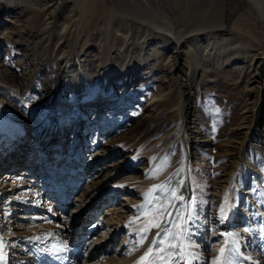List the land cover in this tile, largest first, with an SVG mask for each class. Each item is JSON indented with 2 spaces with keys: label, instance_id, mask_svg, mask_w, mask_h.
<instances>
[{
  "label": "rangeland",
  "instance_id": "1",
  "mask_svg": "<svg viewBox=\"0 0 264 264\" xmlns=\"http://www.w3.org/2000/svg\"><path fill=\"white\" fill-rule=\"evenodd\" d=\"M15 2L10 6H6L5 3L0 4V104L10 106L8 119L14 128L12 133L5 135L6 132L0 127L1 141H3L1 145L8 143V139H10L17 150H25V153L27 151L35 153L36 162L41 161L42 149V157L48 158L47 163H50L48 165L49 169L51 168L50 171L56 169L62 171L60 165L66 161V156L70 153L76 136H79L82 125L89 123L90 120L99 124L103 123L104 126L108 127V132L101 135V138L102 136L110 137L108 145L105 148L96 146L102 151L112 146L109 143L113 138L120 139V136L136 137V130L140 131L142 128L140 124L144 123L143 129L136 139L147 140V142H143L144 145L141 146L138 154L150 153L158 142H161V151L153 165L164 160L167 161L175 156L176 140L172 141V139L178 137L182 112L179 108V102L174 100L172 95L165 96V93L172 92V86L176 79L182 78L188 83V87H192L196 92L197 100V107L187 114V122L194 121L196 118L194 110L197 109L199 128L201 131L203 130L202 133L209 136L213 144L208 146L207 150H204L205 148L201 146L197 147L196 151V145L189 149L191 153H199L201 157L198 161L187 162L192 174H195L196 179H199V176L202 178L203 175L220 180L222 174L230 173L234 168L237 172L241 169L246 178L245 180L249 181V184L253 183L256 175L259 183L257 187L264 191V152H253L250 154L249 159L238 155L239 147L248 130V123L253 114L259 116L264 135V89H260L261 85L264 87V24H248L246 29L247 31L251 30V34L249 31L243 32L236 27L233 29V24L229 23L224 33L227 34L228 39L231 36V39L213 49V52H216L214 56H208L200 64L195 62L194 59L188 63L183 53V47L176 50L174 42H170L168 47L165 48L157 39L153 46L147 47L142 52L135 42L131 52L126 48H121L119 36L122 32L116 30L117 20L109 10L99 2L78 0L76 3L77 18L69 23L78 25L73 27L75 34L72 35L71 45L68 44L61 53L59 49L61 41H59L57 47L55 46L58 31L56 25L62 24L63 20L60 15L65 5L59 7L54 14H49L47 9L40 10L31 2H20L18 0H15ZM81 4H85L84 9H81ZM236 4H238V6H235L236 8L239 7L238 10H244L249 6L247 0H237ZM133 8L137 9L136 7ZM118 10L127 14L129 13V5H121ZM193 10L188 11L186 15L181 13V15L175 17L174 12L169 8L163 21L166 20L165 23H168L170 21L168 18L171 17L174 18V23L179 25L180 28L190 29L194 24H197L195 19H192ZM73 15L74 13L71 14V16ZM156 15L158 16V14ZM232 15L236 17L234 13ZM134 23L135 20L131 24ZM46 24H53L48 31L50 33H45L48 27ZM182 24L183 26H181ZM71 32L73 31L71 30ZM184 32L186 31L184 30ZM230 32L232 35L229 36ZM237 36H240V39L237 43H234L232 38ZM48 38L52 39L47 41ZM132 42V40H129L127 45ZM72 44L74 45L70 49ZM202 47L206 52L205 45ZM224 49L235 54L229 59L226 58L227 56L222 55L223 57H221V54H217L218 50ZM252 56H255L254 64L252 63ZM251 64H253V67L250 68ZM258 72L261 74V82L257 80L258 77L255 78ZM46 117L56 126H63V129L66 130V136L63 137L59 129L57 137L53 136L48 141L52 134V127L44 131L41 127ZM146 117L147 120H144ZM67 118L71 120L69 125L66 122ZM148 120H151V125L146 128L145 123ZM23 127H27L29 133L20 138L18 136L19 130ZM168 130L172 131L173 138L166 140L163 134ZM12 135L13 137H11ZM87 137H100V134L96 136L95 133H89ZM156 137H160V140H155ZM188 137L190 143L195 140L192 133H189ZM37 138L40 139L39 143L36 142ZM64 139V153L60 158V163H57L58 147ZM116 141L113 145L120 143V141ZM51 147L53 149H50ZM74 151L75 149L71 153H74ZM90 154V150L86 151L84 159L87 162L90 160ZM193 155V157H198L197 154ZM126 157L128 155L125 154L121 159L109 162V167H129ZM72 158H74V155ZM182 159L183 154L177 152L175 164L181 163ZM95 163L96 160L91 165ZM20 169L17 166L11 167V170H9L11 171V177H13L9 182L15 184L23 181L24 184L19 185L17 193L12 194L11 197H6V195L2 197L0 194V205L2 204L0 216L1 222L3 220V223H5L4 221L8 220V223H13L11 227H7V223L4 228L7 233H12L9 238L4 237L5 240H8L7 244L10 247L8 253L13 258V262L18 264L19 260L24 259L22 257H26L29 264H34L35 260L28 258L36 253L35 251L32 252L31 238L41 235L44 231L50 229V226L59 224L61 220L58 218V213H54L50 209V205H45L44 197H38L37 191L42 186L40 168L36 171V177L16 174ZM88 169L79 177L81 178L82 189L97 185L105 176L107 168L104 167L103 169L101 166L95 165L93 169ZM211 169L213 170L212 175L209 173ZM129 175H132V172L128 171L126 173V176ZM134 175L143 178L145 174L136 167ZM77 178H75V181ZM107 178L106 181H108ZM202 180H204V177ZM106 184H104L103 188L105 189L100 198L107 200L109 203L88 220L91 225L102 224L103 231L114 224V222H110L107 225L111 213L116 211L123 215V218H126L132 215L127 208L128 205L133 202L136 203V201L138 203L142 201L138 195L133 197V194H119L114 189L116 185L108 186ZM197 185L199 187V183ZM101 186H97V188ZM58 187L62 191L63 185L60 184ZM233 189L237 193L236 185H233ZM80 193L81 191L75 195L77 201L79 195L82 194ZM56 196L55 200L61 203H65L70 197L69 195L64 198H60L59 195ZM53 197L52 201H54ZM131 198L132 201H130ZM125 199L127 200L125 201ZM257 199L258 197L252 199L251 202L254 203L252 207L258 204ZM28 200L35 201L29 202ZM79 202H81L80 198ZM42 204L44 206L40 209L39 207ZM243 206H240L239 209H242ZM11 207L14 208L10 209ZM7 210L10 211L7 213ZM54 211L57 212L59 209ZM248 211L249 215L255 213L251 208ZM50 214L53 215L51 218L49 217ZM62 215L65 216L66 221L70 218L71 210L63 211ZM18 216L21 218H18ZM207 220L210 223L216 222L211 216H207ZM17 222H21V225ZM263 222L262 225H264ZM233 226H236L235 229L240 230L241 237H238L239 243L238 247L236 246L240 251L239 254H242V252L249 255L255 254L253 249H256L258 243L252 245L250 237L252 234L258 233L262 227H256V230H253V226L244 223H235ZM189 232L193 234V239H197V241H189L190 245L196 247L191 250L198 253V256L204 260V257L210 254L216 248V245L205 242V236L201 232L189 228L185 230L187 236ZM59 233L60 231L56 227L53 233L56 240L53 241L52 239L53 243L65 240L64 235ZM244 235L245 237H243ZM10 240L11 242H9ZM85 240L86 238L84 239V245H82L86 247ZM91 240L89 239L88 242ZM217 241L216 243H220V240ZM246 259L249 258L246 257ZM250 261L256 262V264H264L263 259L258 261L250 259ZM190 263L197 264L189 261Z\"/></svg>",
  "mask_w": 264,
  "mask_h": 264
},
{
  "label": "bare ground",
  "instance_id": "2",
  "mask_svg": "<svg viewBox=\"0 0 264 264\" xmlns=\"http://www.w3.org/2000/svg\"><path fill=\"white\" fill-rule=\"evenodd\" d=\"M18 1L31 2L40 10L47 9L49 14H54L59 7L65 5L60 15L63 20L62 24L56 25L58 31L55 43V46L57 47V45H59V41H61L59 49L61 53H63L64 48L70 44L72 35L75 34L73 27L78 25L69 24L70 22H73L72 20L74 18H77L76 3L78 0ZM91 1L99 2L104 5L106 9L109 10L111 15L116 18L117 24L115 28L117 31L122 32L121 36H119V39L121 40V48H126L131 52V48L135 42L138 49L142 52L144 49H147V47L153 46V43H155L157 39L160 40V43H162L165 48L166 46L168 47L170 42H174L176 50L177 48L182 49L183 47V53L185 54V59L188 63L194 59L195 62L200 64V62L202 61L203 63L204 59L208 56H214L216 52H213V49H215L219 44L223 45V42L226 43L229 39H231L230 35H232L231 32L233 31L229 33V39L227 38V34L224 33L229 26V23L233 24V29L236 27L243 32L249 31L251 34L252 31H247L246 29L248 24H264V0H247L249 6L244 10H238L239 7H235L238 6V4H236L237 0ZM1 3H5L6 6H10V4L16 2L15 0H0V4ZM85 4H81V9L85 8ZM125 4L127 6L129 5V13L127 14L118 10V7H121V5L124 6ZM133 7H136L137 9ZM169 8L172 12H174L175 17L176 15H181V13L186 15L188 11L194 9L192 19H195L197 24H194L193 27L190 26V29L183 28L186 31L184 32L179 25L174 23V18L169 17L168 19H170V21L165 23L166 20L163 21V19L167 16V10ZM73 13L74 15L71 16ZM233 13L236 14V17L232 15ZM156 14H158V16ZM133 20H135V23L131 24ZM52 25L53 24H46L48 27L46 28L45 33L49 31ZM181 26H183V24ZM71 30L73 32H71ZM79 33L81 32L79 31ZM187 34L188 36H186ZM51 39L52 38H48L47 41H50ZM232 39H234V43H237L240 36L235 38L233 37ZM129 40H132L133 42L127 45ZM73 45L74 44H72L70 49H72ZM203 45L207 48L206 52L202 47ZM217 54H221V57H223L222 55L225 57L227 56L226 58L229 59V57L235 53L233 54V52L231 53L229 50L224 49L218 50ZM254 59L255 56H252V63ZM253 64L250 65V68L253 67ZM255 68L257 69L256 65ZM256 77H258L257 80L261 82L262 78L260 72L257 73L255 78ZM261 88L262 90L264 89L262 85L260 86V89ZM172 90L173 91H170V93H165V96L172 95L173 99L179 102V108L182 112L180 130L176 139L172 137L173 135L171 130L166 131L163 134V137L166 140H169L170 138H173L172 141L176 140L175 156L171 157L167 161L164 160L154 165L153 163L156 161L161 151V142H158L150 153L138 154L141 150V146L144 145L143 142L145 140H137L136 138L140 135L141 130L144 127V123L140 124L142 126L140 131L136 130V137L128 138L127 136H120V139L113 138L109 143V145L112 146H109L107 150L102 151L101 149L99 150L98 147L105 148V146L108 145V139L110 137L106 138L102 136L101 138V135H105L108 132V127L104 126L103 123L99 124L98 122L96 123L95 121L90 120L89 123L82 125V129L79 131V136H76L74 143L72 144V148L69 151L70 153L66 156V161L60 165L62 166V171H60V169H56L52 172L50 171L51 168L49 169L48 167L50 164L47 163L48 158L42 157V149L40 154L41 161L38 160V162H36L34 157L35 153L30 151L25 153V150H17V147L13 145L14 143L10 142V139H8V143L1 145V142L3 141H1L0 136V177L1 179L3 178L2 180L0 179L1 196L3 197L6 195V197H11L12 194L17 193L19 189L18 186L24 184L23 181L15 184L9 182L13 178L11 177V171H9L11 170V167L19 166L21 169L16 174L29 177H36V171L40 168V173H42V186H40V189L37 191V194L39 195L38 197H44V201L46 202L45 205H50V209H52L54 213H58V218L61 220L59 224L50 226V229H47L41 235H36L31 238V248H33L32 252H39L42 250L41 253H44L43 256H46L48 251L46 248L42 247L45 244L46 246H50L51 250L58 253L57 258H55V256L52 257L49 264H55V260H58L61 257L59 255L63 251H65V256H75V258L72 259L73 264H189V261L197 264H216L218 260L221 261V264H256V262L250 261V259H253L254 261H258L260 259L264 260V225H262L264 212V191L261 190L260 187H257L259 184L257 176L255 175L253 183L249 184V181L247 182L245 180L246 178L242 173L243 171L240 169L237 172L234 168L232 172L222 174L220 180H217L216 178H208V176L203 175L202 178L204 177V180H202L200 176L198 177L199 179L195 178V174H192V170L189 169L188 161H190V163L194 160L198 161L201 157L199 153H191V150L189 149L193 145H196V151L197 147L201 146L205 148L204 150H207L208 146L213 145L211 143L212 140L209 139V136L206 133H202L203 130L201 131L199 128V113L197 109L194 110V116L196 117L194 121L187 122V114L189 112L191 113V110L197 107L196 92L193 88L188 87V83L184 79L178 78L176 79V82H174ZM10 110L11 108L7 104H0V127H2L6 132L5 135L12 133V130L14 129L8 119ZM70 118H67L66 120L68 125L71 122ZM144 120H147V117L144 118ZM191 123L193 124L192 126ZM150 125L151 120H148L145 123V126L148 128ZM41 127H43V131L52 127V134L48 138V141H50L53 136L57 137L59 129L61 130L63 137L66 136V130L63 129L64 127L56 126L55 123H52L51 120L49 121L47 117ZM247 129L248 130L244 135L242 144L239 147L238 155L239 157L249 159L250 154L253 152H264V135L261 128V120L258 115L253 114L250 122L248 123ZM27 131L28 128L23 127L19 130L18 136L22 138V136L29 133ZM40 131L43 132L42 130ZM89 133H95L96 136L100 134V137L88 138L87 134ZM189 133L194 134L195 138V140L191 141V143L189 142ZM11 137H13V135ZM159 138L156 137L155 140ZM40 139L37 138L36 142L39 143ZM65 139L61 143L60 147H58L59 151L57 153L59 154H57V163H60V158L63 156V149L65 148L63 144ZM116 140L120 141V143L113 145ZM146 142L147 140L144 143ZM50 149H53V147ZM74 149V153H71ZM89 150L91 151V154L89 156L90 160L87 162L84 157L86 155V151ZM110 152L112 153L110 154ZM177 152H181L183 154V159L181 163L175 164ZM125 154L126 156L128 155L126 160L129 162V167H109V162H115L116 159H121L125 156ZM193 154H197L198 157H193ZM73 155L74 158H72ZM51 157L53 158V156ZM95 160L96 163L91 165V163L93 161L95 162ZM38 165L39 167L37 168ZM95 165L101 166L103 169L104 167L107 168L105 176L98 182L97 185H95L96 187L92 185L89 188L82 189L80 182L81 178L79 177L85 173L88 168L93 169ZM136 167H138L145 174L143 178H141L142 176L134 175ZM128 171L132 172V175L126 176ZM45 173L46 175H44ZM209 173L212 175L213 170L211 169ZM108 176L110 177L109 179L107 178ZM76 177L78 178L75 181ZM106 178L108 181H106ZM105 183H107L106 185L108 186L116 185L114 189H116L119 194H133V197L138 195L142 201L140 203L136 201V203L133 202L128 205L127 208L132 215L127 216L126 218H123V215L117 213L116 211L111 213L107 225H109L110 222H114V224L112 227L110 226V228H105L103 231L102 224L91 225L88 220L95 213H99V211H101V209L109 203L107 200H102L100 198V195L103 194L102 192L105 189L103 188ZM197 183H199V187ZM60 184L63 185L62 191L61 189L59 190L58 187ZM153 185H162L163 187L156 188L150 192ZM233 185H236L237 193L234 191ZM97 186L101 187L97 188ZM80 191L82 193L79 195L81 202H79V198L77 201V197L75 196ZM138 191L139 193H137ZM173 193H175V195H173ZM56 195H59L60 198L67 197L68 195L70 197L67 201H65V203H61L60 201L55 200ZM52 197L54 198V201L51 200ZM180 197L183 199H180ZM255 197H258V204L255 205V207H252L254 203L251 201L253 198L255 199ZM126 200L127 199H125V201ZM132 200L133 199L131 198L130 201ZM242 205H244L243 208L239 209ZM43 206L44 204H42L39 208L41 209ZM222 206L225 208V214L223 216L220 211ZM13 208L14 207H11L10 209ZM250 208L252 211H255L254 215H249L248 209ZM58 209L59 211H54ZM68 209L71 210V215L70 218L65 221V216L62 215V213ZM8 211L10 210H7V213ZM51 214L49 216L50 218L53 216ZM207 216L213 217L216 222L210 223L207 220ZM18 218L21 217L18 216ZM4 222L5 223H3V220L1 222L0 216V241H2L3 245L2 249H0V255L3 256V259L0 260V264H15L13 262V258L9 256L10 254L8 253L10 248L7 244L8 240H5L4 237L7 236L9 238L12 233H7V231L4 230L8 220H5ZM235 223H244L246 225L253 226V230H256V227H262L258 233L256 232L250 237L252 245L258 243L256 249H253L255 254L249 255L244 252L239 254L240 251L237 249V245L239 243L238 237H241V235L239 234L240 230L235 229L236 226H233ZM11 224L13 223H8L7 227H11ZM18 224L21 225V222ZM156 224L159 226H153ZM127 225L130 227H125ZM56 227L60 233L64 235L65 240L53 243L52 239L53 241L56 240L53 236L54 229H56ZM188 228L196 232H201V234L205 236V242H208L209 244L211 243L214 246L216 245V248L204 257V260L198 256V253L191 250L196 247L190 245L189 241H197V239H193V234L190 232L188 233V236L185 234V230ZM145 229L147 230L145 231ZM36 237H40V239H35ZM243 237H245V235ZM85 238L87 246L82 247L81 245L84 243ZM89 239L92 240L88 242ZM217 240H220V243H216L218 242ZM117 241L119 242L116 243ZM9 242H11V240ZM47 243H49V245H47ZM62 247L66 250H58ZM222 248L225 250L223 254L220 253V249ZM187 250L189 251L187 252ZM149 252L151 254L147 255V257L142 260L141 258L145 257L146 253ZM262 253L263 255H261ZM39 257L41 256L39 255L37 257L36 254H33L28 258H33L35 261L39 262ZM246 257L249 259H246ZM22 258L24 259L19 260L18 264H29L26 257Z\"/></svg>",
  "mask_w": 264,
  "mask_h": 264
},
{
  "label": "snow or ice",
  "instance_id": "3",
  "mask_svg": "<svg viewBox=\"0 0 264 264\" xmlns=\"http://www.w3.org/2000/svg\"><path fill=\"white\" fill-rule=\"evenodd\" d=\"M160 187H163L162 185H153V188L150 190V192L151 191H153V190H155L156 188H160ZM173 195H175V193H173ZM180 199H183L182 197H180ZM220 211H221V215L223 216L224 214H225V208H224V206H222L221 207V209H220ZM153 226H155V227H158L159 225L158 224H156V225H153ZM147 229H145V231H146ZM35 239H40V237H36ZM2 241H0V249H2ZM58 250H60V251H63V250H66L65 248H60V249H58ZM224 249L222 248V249H220V253L221 254H223L224 253ZM151 253L149 252V253H146V256L145 257H142L141 259L143 260V259H145L146 257H147V255H150ZM3 259V256L2 255H0V260H2ZM216 264H221V261L220 260H218L217 262H216Z\"/></svg>",
  "mask_w": 264,
  "mask_h": 264
}]
</instances>
